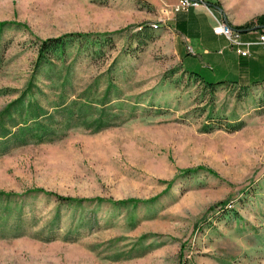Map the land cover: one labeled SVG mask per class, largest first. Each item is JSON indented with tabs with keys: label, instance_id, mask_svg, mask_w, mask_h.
Wrapping results in <instances>:
<instances>
[{
	"label": "rangeland",
	"instance_id": "374dc122",
	"mask_svg": "<svg viewBox=\"0 0 264 264\" xmlns=\"http://www.w3.org/2000/svg\"><path fill=\"white\" fill-rule=\"evenodd\" d=\"M174 2L0 0V21L15 23L0 30V110L33 83L25 101L51 112L74 105L84 116L63 137L0 155V191L16 194L0 197V264H264V81L252 82L264 67L248 88L225 82L212 93L183 71L181 52L211 82L241 74L234 53H204L212 19L201 7L175 14L186 20L176 36L175 15L160 14ZM217 2L231 26L264 13V0ZM116 30L98 54L74 45L33 72L37 39ZM35 189L158 198L76 203Z\"/></svg>",
	"mask_w": 264,
	"mask_h": 264
},
{
	"label": "trees",
	"instance_id": "16d2710c",
	"mask_svg": "<svg viewBox=\"0 0 264 264\" xmlns=\"http://www.w3.org/2000/svg\"><path fill=\"white\" fill-rule=\"evenodd\" d=\"M213 5L218 6V2H212ZM219 8V7H218ZM15 24L12 21H0V30L5 25ZM18 25V24H17ZM254 26H260L261 29L264 26V13L258 15L255 20L245 23L243 25L232 26L236 30H245L252 28ZM140 29L134 32L135 41L138 42L144 30L142 26ZM123 30H116L112 32L104 33H84V32H70L64 33L57 37H49L46 39H37V58L34 65V71L37 73L43 67L47 65H54L56 60L64 61L66 60V52L69 47L77 45V48L87 49L90 54H98L102 45H112V37L114 34L120 33ZM247 31H241V33ZM83 44V45H82ZM186 54H191L187 52ZM184 56L181 57L180 66L184 72L188 73L189 76L193 77L198 82H201L204 87L209 88L213 93L216 86L224 84L225 82L238 84L243 89L249 87L248 83L250 75L243 74L241 78L234 80H219L216 82H211L206 80L194 69L189 68L184 64ZM244 58V57H243ZM244 65L248 63L243 59ZM65 81V80H64ZM264 81V77L261 80L252 81L254 83H259ZM251 82V83H252ZM34 84H30L26 90L15 100L9 102L2 110H0V155L9 152L11 147L23 146L29 143H42L47 141H52L56 138L63 137L65 135L64 129L78 123L84 116L81 114V110L73 107L74 105H59L55 106L54 111H49L46 107L42 106L38 100H26L25 97L29 94H34L33 90ZM24 101L26 104H24ZM105 101V99H104ZM105 103V102H103ZM100 117V116H98ZM96 121V120H95ZM101 120L95 126V130H100L104 128L100 126ZM233 130L240 127L241 123L228 124ZM202 167L198 168L201 169ZM192 169H186L183 171L185 174L192 173ZM209 172L214 173L212 170ZM31 191L44 192L47 195L54 196L57 200L63 202H76L82 203L85 201L89 202H109L118 206L125 205H137L139 203H150L155 201L158 197H153L148 200L137 199V198H127L121 200H114L112 198H74L69 196H63L54 192L44 191L42 189H35ZM12 195H16L12 192L0 191V197L9 198Z\"/></svg>",
	"mask_w": 264,
	"mask_h": 264
},
{
	"label": "built area",
	"instance_id": "2783aa9c",
	"mask_svg": "<svg viewBox=\"0 0 264 264\" xmlns=\"http://www.w3.org/2000/svg\"><path fill=\"white\" fill-rule=\"evenodd\" d=\"M218 0H175L173 4L166 5L160 9L162 16H169L170 14L175 15L180 11H186L189 8H204L211 16L214 25L212 31L216 35L223 36L228 46L240 56H249L251 54V48L257 46L261 49L264 54V26L257 31V36L254 39H244L241 31L234 29L219 12H215L213 7L215 6L212 2ZM157 27V23L152 24ZM189 51L190 48H189Z\"/></svg>",
	"mask_w": 264,
	"mask_h": 264
},
{
	"label": "crops",
	"instance_id": "0c3cea01",
	"mask_svg": "<svg viewBox=\"0 0 264 264\" xmlns=\"http://www.w3.org/2000/svg\"><path fill=\"white\" fill-rule=\"evenodd\" d=\"M168 2H171V0H167ZM174 0H172V2H173ZM198 8H200V7H198ZM202 8V7H201ZM216 9H219L218 8V6H217V8ZM187 11V10H186ZM202 12H203V14H205L206 15V13H207V15H209L208 14V12L203 8V10H202ZM219 12V11H218ZM177 17V15H175V17L173 18V20H172V22H171V26H172V28L174 29V31H175V33L174 34H176V36H178V35H180V34H178V31L176 30L177 29V27L179 28L180 26H181V28L182 29H184L185 28V22H186V20L185 19H182V20H177V19H175ZM212 19V18H211ZM173 21H176L175 22V25H173L174 23H173ZM214 25V22H213V20H212V24H211V27L209 28V37L211 38V41H212V43H208V45H206L205 47H204V53L206 54V55H210V56H212L213 54H214V52H212L211 53V49H213V48H215V47H217L216 49H217V51L215 52V58L216 59H219V60H223V59H225L226 57H227V55H226V49L227 48H229L230 49V53H234V56H235V64H236V66H237V71L238 72H240L241 74L237 77V78H241L242 77V73L243 74H247V76H248V74L250 75L251 73H253V71H254V68H261V67H264L263 65V63H264V61H263V59H262V57H264L263 55V53H262V51H261V49L259 48V47H257V46H254V47H252L251 48V54L249 55V56H240V55H238V54H236L229 46H228V43H223V44H221L220 42H221V37H223V36H220V35H216V34H214L213 33V31H212V26ZM189 28H192V30L194 31V33H199V30H198V28H197V26H195V24H193L192 26L191 25H189L188 26ZM176 28V29H175ZM254 32H251V31H247L248 33L247 34H245V37H243L244 39H254V36H257V31L258 30H253ZM178 37H180V36H178ZM180 39L182 40L183 38L182 37H180ZM223 39L224 40H226L224 37H223ZM227 44V45H226ZM189 48H190V50L191 51H189ZM209 48H210V50H209ZM184 52V51H183ZM183 52H181L182 54H181V57L182 56H185V53H183ZM187 52H189V53H193V49H192V47H190V46H188L187 45V51H186V53ZM244 57V58H243ZM243 59H245L246 61H248V63L246 64V65H244V61H243Z\"/></svg>",
	"mask_w": 264,
	"mask_h": 264
},
{
	"label": "water",
	"instance_id": "95a60500",
	"mask_svg": "<svg viewBox=\"0 0 264 264\" xmlns=\"http://www.w3.org/2000/svg\"><path fill=\"white\" fill-rule=\"evenodd\" d=\"M260 26H254L252 28H249V29H245V30H239V31H253V30H256L258 29Z\"/></svg>",
	"mask_w": 264,
	"mask_h": 264
}]
</instances>
